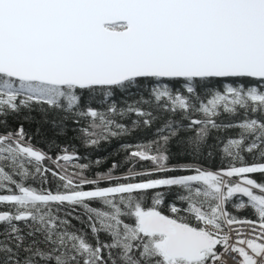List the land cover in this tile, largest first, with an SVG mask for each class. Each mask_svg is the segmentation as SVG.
Wrapping results in <instances>:
<instances>
[{"label": "snow or ice", "instance_id": "1", "mask_svg": "<svg viewBox=\"0 0 264 264\" xmlns=\"http://www.w3.org/2000/svg\"><path fill=\"white\" fill-rule=\"evenodd\" d=\"M214 78L240 83L199 101L197 85ZM145 80L154 84L149 99L122 109L113 101L108 112L134 113V125L150 127L153 111L140 105L155 101L156 110L187 120L165 121L158 139L130 152V160L151 162L147 170L133 165L118 176L114 162L89 178L90 165L76 163L78 171L61 166V174L44 166L50 157L25 141L22 126L0 135V189L9 193L0 194L8 206L0 211V264H264V120L234 125L242 131L223 148L228 166L216 171L171 164L169 149L179 137L181 153L199 157L209 129L222 127L214 119L220 108L264 113V0H0V126L22 108L47 105L118 135L112 126L127 131L125 125L85 110L86 98H112ZM172 81L182 82L191 99L173 92ZM196 112L204 118H192ZM82 131L91 145L99 142L91 139L95 132ZM79 159L65 149L56 162ZM47 172L61 181L55 192L24 183L46 184ZM174 188L183 191L167 203ZM230 202L254 218L233 215ZM77 208L90 238L69 219L82 218L73 216Z\"/></svg>", "mask_w": 264, "mask_h": 264}, {"label": "trees", "instance_id": "2", "mask_svg": "<svg viewBox=\"0 0 264 264\" xmlns=\"http://www.w3.org/2000/svg\"><path fill=\"white\" fill-rule=\"evenodd\" d=\"M248 86H254L255 81H244ZM169 88L173 91H180L186 96H189L180 81L168 82ZM233 83L231 79H219L214 78L210 81H202L197 85V96L199 101L207 103L208 99L215 94V92H223L225 84ZM239 81L233 83L234 87L239 86ZM154 86L153 82L145 80L142 85L138 88H132L127 93L117 90L112 98L105 99L103 94L96 92L91 94L90 97L86 98L84 108L92 107L98 112L104 114L107 119H112L115 123L125 125L127 131H121L114 126H112L111 131L119 132L118 135H110L103 130V127L93 128L91 125L93 123L92 119L89 117H71L68 114L50 109L47 105L41 107L38 105H33L31 110L21 109L18 116L14 114H9L6 117L7 127L0 126V135L7 134L9 132L15 133L21 126L24 129L25 141L30 143L35 149L40 150L47 154L50 159H46L43 164L52 171L62 174V168L65 169L69 174L78 171L72 165L76 163H88L90 165L89 170L85 173L89 178H93L94 174L97 172H106L111 165L115 162L120 167L116 169L115 175H124L127 173L128 168L133 167L134 171H144L152 167L150 161H136L130 160V152L137 149V146L148 145L152 141L158 139L157 129L160 128L165 121H175L177 123L183 120V115L180 112L175 114L156 110L155 101L152 105L141 104L146 111H153L155 117L151 126H144L142 123L134 125V121H137V117L134 113H126L124 116L119 114H112L108 112V107L113 101L116 102L117 108H126L127 105L133 104L143 97L144 99H149L151 94V88ZM198 101V102H199ZM197 102V103H198ZM219 115L214 117L216 122L222 127L218 129H209L208 138L204 145L203 153L199 157H192L189 155H184L181 153L180 149L176 145V140L179 137L172 140L169 145L170 149V163H192L200 166L201 168L208 170H219L222 167H227L230 158L226 156L223 152V148L229 139L239 138V133L242 131L234 125L239 124L245 119L258 118L264 120V113L252 112L250 109L245 110L237 106L235 113H227L220 108ZM28 116L29 119H24L23 117ZM192 118L203 119L202 113H193ZM78 120V122H77ZM183 123H187V120H183ZM95 124L100 125L101 121L96 119ZM228 125H233L228 127ZM83 129H88L89 132H95L96 135L91 137V139H98V143L91 145L88 143L90 139L82 131ZM187 135L186 132H181L180 136ZM251 137H249V141ZM249 141H246L249 142ZM67 149L69 154H77L80 159L65 164L64 161H57V157L63 154L64 150ZM154 151V147H153ZM211 152V155L208 153ZM245 160L248 163L253 162V155L247 152L242 153ZM100 160L102 163L96 165L95 161ZM31 168V166H29ZM48 176V183L41 184L39 178L36 180L28 179L24 181L26 186H32L36 188H45L55 192L58 190V186L61 184L58 176H52L51 172L45 173ZM176 174H191V173H172ZM254 178L261 180L262 177L259 174H254ZM19 180V177H16ZM101 186H105L102 184ZM91 186H86L85 190H88ZM59 190L63 191L62 188ZM183 190L173 189L167 196L166 202L171 203L176 195L182 193ZM0 194H9L6 190L0 189ZM233 202H238L234 198ZM228 204V210L232 212L239 218H254L253 212L250 208L243 210H237L232 207V203ZM92 206L101 207L99 202H92ZM8 210V206L0 205V211ZM61 216L64 212L61 211ZM73 216H81L82 218L77 220L69 217L72 222L73 228L82 229L84 232L89 233L90 230L87 226V217L82 216V209L77 208L73 213ZM102 240L107 239V237L101 234Z\"/></svg>", "mask_w": 264, "mask_h": 264}, {"label": "water", "instance_id": "3", "mask_svg": "<svg viewBox=\"0 0 264 264\" xmlns=\"http://www.w3.org/2000/svg\"><path fill=\"white\" fill-rule=\"evenodd\" d=\"M220 79V78H219Z\"/></svg>", "mask_w": 264, "mask_h": 264}]
</instances>
